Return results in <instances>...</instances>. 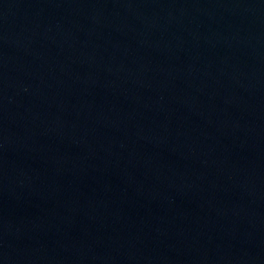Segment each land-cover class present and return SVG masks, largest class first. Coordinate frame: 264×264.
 Returning <instances> with one entry per match:
<instances>
[{
    "label": "water",
    "instance_id": "95a60500",
    "mask_svg": "<svg viewBox=\"0 0 264 264\" xmlns=\"http://www.w3.org/2000/svg\"><path fill=\"white\" fill-rule=\"evenodd\" d=\"M0 264H264V0H0Z\"/></svg>",
    "mask_w": 264,
    "mask_h": 264
}]
</instances>
